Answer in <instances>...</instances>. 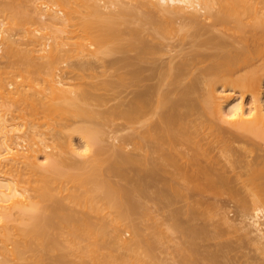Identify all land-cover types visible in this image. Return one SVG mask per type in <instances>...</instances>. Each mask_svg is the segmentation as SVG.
Segmentation results:
<instances>
[{"label":"bare ground","instance_id":"1","mask_svg":"<svg viewBox=\"0 0 264 264\" xmlns=\"http://www.w3.org/2000/svg\"><path fill=\"white\" fill-rule=\"evenodd\" d=\"M52 1L54 4L56 3L63 8H68L70 1H73L72 3L85 9V11H89L91 14H100L99 8L101 9V6L98 3L101 0ZM143 2V6H146L147 13L153 12L159 17V21L152 23L150 20L143 17V15L132 12L130 11L131 9L129 10L126 8L129 11L121 9L120 13L115 12V14L119 13V19L127 18L129 20L132 18L137 22V25L138 23H142V26L127 25L128 23L130 24L131 21L129 20L130 22H127V20H124L125 22L123 21V23H126V27H124L122 31L119 30V32L115 25L119 23L116 21L119 19L116 18L114 19L115 21H111L113 20L110 18L111 16L108 18L106 15V17L102 15L103 18L106 20L108 18L110 21H106L102 18V21L105 22L99 21L101 25L98 29L91 31L92 26L90 23H83L81 27L83 32L91 35L90 47L94 45L93 52L87 51L89 49L87 47L85 48L86 44L80 43L78 45L79 47L81 46V50L82 48L86 49V55L95 57L99 54H110L109 56H111V53L114 51L120 52L123 55L119 59L112 60L111 58L112 61H110V65L120 63L118 69H115L116 72L118 71L115 81L95 84L88 83V85L82 82L85 83L87 87L82 86L81 88L79 84V93L71 97V90L68 88L69 91H66L65 89L59 88L57 85H60L62 80L60 81L58 77L56 78L55 74L53 75V72L56 73L54 70L56 69L54 65L56 64V60L59 62V59L61 60V57H63L62 54L55 52L59 51L61 48H56L57 50L53 49L45 56V58L47 57V61H45L47 63L46 67H49L48 69L51 68L50 71L53 70L52 73L50 72V76L58 80L54 81L55 79H50L48 90L50 93H47L48 96L45 94L48 98L43 97L47 99V102L44 101V99L42 101L33 99L34 103L32 100V102H30V107L34 109V107H32L34 105L35 108L36 106L40 108L49 106L47 109L49 108L50 110V107H53L51 103L54 105V102H68L70 100L74 102L75 99L83 101L87 106L103 105V99L98 97L99 95L96 96L92 93L93 91L105 90L116 93V89H120V94L117 95L119 96L123 93V97L125 98L124 101L120 100L121 102H118L119 104H115V106L109 107L108 109L106 108L107 111H97L94 114L109 115L111 118L120 119L122 121L121 125L119 124L121 129L118 128V130L124 133L119 136V148L126 150L123 151L122 155L120 154L121 163L116 170L117 172L121 171L117 173L121 174V181L122 179L125 180L130 185V192L135 194L141 189L140 184L142 185L141 181L143 182V179L140 180V178L142 172L144 173L143 169L145 167L150 166V168L155 171L156 168L153 167L155 165L157 168L162 167V169L169 166L174 168V172L177 171V175L180 176L179 180L184 183L186 188L187 185L192 184L191 190L200 194L211 189L213 186L211 185L213 181L212 175L215 177V174L210 172L211 169V171H213V168L205 164V161H207L208 155L215 150L213 144L215 145L216 141L213 142L212 145H210L211 143L209 145L206 144L205 147L203 144L199 145L197 144L198 142L191 141L189 129L191 128L190 124L192 120H190V117L192 116L194 107L192 108L193 105L191 106V103H187L188 100L186 101L185 97L196 89L194 78L214 76V80H207L203 82V84L207 89H212L215 93L217 92L220 94V96L213 95V97L217 98L215 113L222 122L231 127L226 133L229 135V137L227 135L228 139L225 140L227 138L226 136V138H219V143L217 142L218 144L215 145L217 146L216 149L222 146V148H219L220 150L218 149L219 153L223 154L222 156L230 154L226 157H232L233 163L236 164H239L238 158L240 157V151L233 148L231 143L235 141L239 142V140L241 142V140H243L250 145V148L246 150L249 154H254L256 151L259 152V150L261 151V148H257L254 141L243 139L235 132L243 131L264 141V89L262 86V81L264 80V66L249 70L243 75H236V73L242 69H248L251 65V60L264 56V0H157V2H153V0H143ZM70 8L67 10L69 11ZM254 16L256 19L260 20L256 25H252V29L248 32V35L243 37L237 36L236 33L245 32L246 24L243 17ZM98 18L101 19L100 17ZM50 19L49 23L51 24H56L60 21V23L65 24L68 17L56 18V16L53 15ZM176 22L180 23L179 27H174ZM216 26L222 27L223 30L220 31L221 34H216L214 32L213 28ZM179 35L178 41H176L175 44L173 43V45H169L164 41L166 37H177ZM186 37L190 38V43L189 48H187L185 52L183 46L186 44L184 43V38ZM120 39L122 44L120 46L118 45L119 47L115 50L113 45L117 44V41L119 42ZM259 40L260 43L256 42ZM238 44L240 46H235ZM9 45L4 47V53L1 51L2 49L0 47V52L3 53L4 59L6 58L4 61H8L5 62L7 63L6 65L13 66L16 64L20 66V64H23V68L25 67L27 72H29V68H31L30 66H32L33 63V57L31 58L30 55H28V57L31 58L28 61L25 53H21V55L16 48L14 49L12 43ZM162 46L168 47V50L170 48V51L177 47L180 50H177V48L176 51L174 50L175 52L173 51L174 54H168V60L166 61L164 57L165 51L162 50ZM168 50L167 52H169ZM18 53L20 55H18ZM2 55L0 58H2ZM26 59L27 63H25ZM96 60H98V58ZM60 62H62V60ZM99 62H101V59ZM5 63L2 62L4 68L6 66ZM204 63H207V66L205 69H201L200 65ZM38 64L35 66H38ZM84 64L88 65L89 63ZM100 64H102V62ZM40 65L41 64H39V68ZM96 65L97 64L93 66ZM41 66L43 67V65ZM73 66L74 64L72 67ZM105 66H107V64H105ZM105 66L103 67L105 68ZM1 67L2 66H0V71L3 74L2 71L4 70ZM109 67L111 68V66ZM20 68L21 72L17 69L18 74H15L13 77L5 76V71L4 77L0 74V76H2V78L0 77V100L2 106L11 107L10 104L12 103H18L17 105L21 104L22 106V103L27 102V95L22 89H19L22 88L21 86H24L23 82L19 83L15 80L17 76L22 78L25 75L23 74L24 71L26 73V70H22V67ZM74 68L78 71L75 72ZM83 68L81 63L78 62L76 67H73V71L76 73L75 75H80ZM36 69L38 68L36 67ZM195 71H197V75H193ZM12 86L15 88L11 89ZM73 92L74 91H72V93ZM129 95L131 96L129 97ZM246 95L250 97V105L248 107H245L244 97ZM213 97L210 95L207 96V102H205V104H208ZM56 107H58V105H56ZM37 108L34 109L35 113L39 111ZM49 110L46 111L48 112ZM56 110H59V108ZM45 112H41V114ZM47 114L45 113L44 116H47ZM32 125H34V123ZM198 126L200 125L194 124L195 128ZM214 126L216 127V125ZM214 126H212L211 123L208 127L211 130H215ZM10 131L8 125H6L4 114L0 115V166L15 164L13 166L15 167L18 164H26L27 162L26 166L28 169L27 167L26 169L29 170V172L31 171V174L34 173L38 178L35 180L36 182H33L35 184H33L28 181L29 179H21L22 171L19 172V170L17 172L18 175L16 174L14 179H6L5 176L0 174V257L2 258L0 263L45 264L46 262H40L42 258L45 259V256L51 260L48 264H59L62 261H64L65 264H148V260L154 261V258L157 256L152 254L153 252H150L149 249H143L140 246V241L138 237H136L140 236L137 229L128 227V225L122 226V224H127L124 223V219L129 217L128 212L134 210V207L131 209V203H127L128 199L126 203L128 204L127 208H129L130 205V210L127 212L124 208L125 199L124 195L121 193V190L124 188L120 190L118 187H114L116 185L113 186L111 185L112 183L109 184V181L106 183L104 178L102 179V176L105 175L106 177V174H103L104 170L100 171L98 170L99 168L96 169L92 167L97 165V163L99 165L98 161H101V157L97 158V153L96 156H90L94 152L95 145L97 144V136L95 135L97 131L83 130L82 133L79 134V139H81L80 148L77 146L79 149L72 144V139H70V150L76 154L75 156H82L84 158L81 157L82 159H80V161H69L68 163L67 158L59 154L54 156L53 153H49V155L40 153V148L37 150L38 154L35 148H30L29 153H27L29 155L15 153V147L13 145L16 142L12 145L13 142L11 141L13 140H10ZM183 141L189 144V148H187L190 152L185 155L186 157L181 154L184 159L186 158L185 161L187 162V166L183 164L185 167L181 163L178 164L176 161L177 159L174 157L175 147L177 145L183 146ZM153 149H156L155 151H159L158 153L161 154H158L156 157L158 158L160 156L158 158V163L155 161L157 159H150L147 157L148 152H151ZM31 150H33L34 153ZM40 150L43 152L45 149L41 148ZM208 151H211V153L209 154ZM220 151L224 152L222 153ZM39 153L40 155L42 154V156H39ZM259 154L256 157H252V160L246 163L247 173L245 174L247 175V182L245 178L244 184L246 185L247 183L248 186H250V188L248 187L249 191L245 190L252 196L250 201L251 204L246 201V198L245 200L244 198L242 200L239 199L241 201H238L240 203L238 204L242 207L241 210L243 209V211H240L241 214L244 213V209V214H246V212L250 214H246L249 216V218H247L252 220V226H254V230L257 233L255 240L257 244L259 243V245H261L264 243V237L257 220L261 217L264 220V153L263 155ZM206 155L207 157H205ZM115 156L116 153L114 152L110 159L112 160ZM208 160L210 161L209 158ZM2 162H6L7 164ZM201 162L210 169L201 165ZM64 163L65 165L67 164L71 171L73 170V173L69 172L70 170L68 172L56 171V167L60 164L64 165ZM233 163L231 166H236L235 164L233 165ZM209 165L212 167L211 164ZM104 166L105 165H103V167ZM150 168L148 167L150 172H153ZM146 169L147 168L144 170ZM131 170H137V172L142 170L141 173L138 174V176H141L133 178L137 175H131V177L129 174L134 173H130ZM147 170L146 172L149 173V170ZM111 174L112 173H110V175ZM173 174L172 176L174 177ZM219 175V182L226 181V178L224 179L221 176L222 174ZM175 178H177L176 175ZM162 180L165 181V179ZM162 180H159L158 184L162 183ZM179 180L175 181L179 182ZM168 183L170 182L168 181ZM182 183L180 185H182ZM175 188H177V186ZM174 191L178 192L179 195L182 193L177 189ZM133 193L129 194V196L133 195ZM155 193L156 192H154V195ZM235 193L238 194V191ZM126 194L127 193H125V195ZM159 194L161 193L159 192ZM139 195L141 197L140 193ZM245 195L248 196L247 194ZM250 195L248 197H250ZM136 197L135 195V198ZM158 197L160 198V196ZM162 199H164V197ZM64 201L66 202L64 203ZM133 201L131 200L134 204L135 201ZM247 203L250 205L248 206ZM135 204L139 207L138 199ZM45 210L49 212V215L44 216V214H42ZM105 210L108 213H112L113 211L116 213L117 211L119 217L109 218L112 217V215L109 217L105 216L107 215L106 213L105 215L103 214V211L106 212ZM144 213L147 214V212ZM127 221H129V219ZM12 222L15 224L10 225L9 223ZM121 226L129 228L130 231H132L130 234L136 237L135 239L133 236L136 242L132 240L133 242L129 241L128 243L123 240V243L121 239L122 236L119 235V232H121L119 230L123 229H121ZM174 226V229H179V226L176 227V224ZM135 227H137V225ZM140 229L142 228H139V230ZM60 237L63 245L56 242L58 241L56 238ZM110 237H112L114 242L109 241L111 239ZM115 244L121 250H124L115 252L113 249L117 250V248L112 249ZM108 245L111 248L108 247ZM261 247L263 250L264 244L261 245ZM62 250V254H59ZM175 250L174 253L176 258L185 255V249L178 248ZM262 252L264 253V250ZM72 256L77 257L79 262L71 261L70 257ZM213 263L212 261H205L203 264ZM182 264L192 263L184 258Z\"/></svg>","mask_w":264,"mask_h":264},{"label":"rangeland","instance_id":"2","mask_svg":"<svg viewBox=\"0 0 264 264\" xmlns=\"http://www.w3.org/2000/svg\"><path fill=\"white\" fill-rule=\"evenodd\" d=\"M72 2L73 1H70V5L68 7L70 8L71 6L70 8L71 10L69 9L68 11L67 10L68 8H63L56 3L54 4L52 0H0V33H1L0 47L2 49L1 51L3 52V50H5L4 47H7V45L12 43L14 45L13 46L14 49L16 48L20 54L25 53L28 61L33 57V63L31 62L32 66H30L31 68H29L30 71L28 70L29 72H27L25 67L23 68L22 66L23 64L22 65L20 64V66L16 64H14L13 66L6 65L7 63L5 62L8 61L7 60L4 61L6 59V58L4 59L2 55L4 52L3 53L0 52V57L2 55V58L0 59L3 60V61L0 60L1 62L0 64H2L3 62L6 65L5 68L3 67V64L0 65L2 66L1 68H3V70L5 71V76L7 75V77H13L15 74H18V70L21 69L20 67H22V70L23 69L26 70V73L24 71L23 74L25 75L22 78L17 76L15 80L19 83L23 82L24 86H21L22 88L19 89H22L23 92L27 95V102L22 103V106L21 104L17 105L18 103L15 104L12 103L10 104L11 107L8 106L6 107L1 105V100H0V115L4 114V118L6 119V125H8V129L11 130L10 140H13L11 141L13 142L12 145L16 142L15 143L16 145L15 144L13 145L15 147V153L17 152L20 155L21 154L29 155L27 153H29L30 148L33 149L35 148L36 149L35 151H37L38 148L40 149L44 148L45 150L43 152L40 149L39 152L41 151L40 153H45L46 155H49V153L51 154L53 153L54 156H57L56 154H59L67 158V163L69 161L70 162L78 161V160L80 161V159L84 157L75 156L76 154L70 150L69 148L70 139H72V144L76 146L77 149H79L81 145V139H79L80 138L79 134L82 133L83 130H87V131L94 130L95 132L97 131L95 133L98 139V140L96 139L97 146L95 145L94 152L90 156H96L97 153V158L101 157L100 158L101 161L100 160L98 161L100 166L97 163V165L92 167L96 169L99 168L98 170L100 171L102 170L105 171V172L103 171V174H106V177L104 175L102 176V179L104 178L106 183H108L109 181V184L112 183L111 185L113 186L116 185L114 187L115 188L118 187L120 190L124 188L121 190V193L122 195H124L125 203L128 199L129 202L127 201V203L129 204L131 203V209H133L134 207V210L128 212L130 210L129 209L130 205L129 208H127L128 204L124 203V208L128 212L130 218L127 217L126 219H124V223L127 224H122V226L128 225V227L136 228L138 234H140V236H136L140 241V246L143 249L144 248L145 249L147 248V250L149 249L150 252H153L152 254H155L157 256L155 257L156 260L154 258V261L148 260L147 261L148 264H175V263L182 264L184 258L188 259V261H191L192 264H203L205 261H212L214 262L213 264H264V253L262 252L264 248L263 250L261 249L263 247V246L261 247V245H263L264 243L261 242L263 243V244L260 243L261 245H259V243L257 244V241L255 240L257 233L254 230V226H252V220L248 219L249 218L248 215L250 214L247 212L246 214L248 215L244 214L245 213V209H244V213H242L244 215L243 216L240 212L243 211V209L241 210L242 207L239 205L240 204L239 202L243 198L244 200L246 198L247 199L246 201H248V203L251 201L252 196L249 194V192L247 193L246 191V190L249 191L248 187L250 188V186H248V184L246 183L247 182V175L245 174L247 173L246 163L250 162L252 160L251 159L252 157L258 156L259 153H260L259 155H263L264 141L261 139H257L246 132L236 131L235 133L238 136L242 137L243 139L245 138L247 140L254 141L255 144L257 145V148L259 149L261 148V151L258 149L259 152L256 151L258 154L256 152H254V154L253 153L249 154V152H246V150L250 148V145L247 144L248 142H244L243 140H241L240 142L239 140V142L235 141L234 143H231L232 145L230 144L233 148L241 152V154L239 152L240 155V157L238 158L239 164L233 163L234 161H232L233 159L232 157L231 158L226 157L230 154L228 155L226 154V156H222L223 154L219 153L220 150L219 148L220 147L222 148V146H220L219 144L220 147H218L219 149L218 150L216 149L217 146L215 145L219 143L218 140L219 138L225 136L227 137L228 134L226 133L231 129V127L226 123L222 122L215 113L217 98L213 97V95L220 96V94L217 92L215 93L212 89L209 88L207 89V87L203 84V82L207 80L209 81L214 80V76H203V77L194 78L196 89L190 92L186 96L187 98L185 97V100L186 101L188 100L187 103L188 104L191 103V106L193 105L192 108L194 107L192 111V116L190 117V120H192V123L190 124L191 128L189 129L191 133L190 136L191 141H196L198 142L197 144L199 145L203 144L204 147L206 144L209 145L211 143L210 145H212L213 142L216 141V144L215 145L213 144L215 150L212 153L211 151L210 152L208 151V153L211 154L208 155V157L207 155L205 156L207 157V161L203 160L205 161V164H208L210 168H213V171H211L212 169L210 170L212 174H215V177H213V175L211 174L213 180L211 182L212 183L211 185L213 186L211 189L202 192L200 194L195 192L194 190H191L192 184L187 185L186 188V186H184V183H182V181L179 180L180 176L177 175L178 174L176 173L177 171L174 172L175 171L174 168L169 166H166V168L164 167V169H162V167L157 168V166L155 165L153 166L156 168V169L154 168L155 171L151 169L150 166L145 167L147 169L149 167L151 171L153 170V172H150V170L148 169L149 173H147L146 172L147 169L146 170H144L145 168L143 169L145 174L142 172L141 174L142 176L139 175L141 176L140 180L143 179V182L141 181L143 186L139 183L141 189L139 192H136L135 194L133 192H130L131 191L129 190L130 185L125 180L122 179L121 181L122 178L121 174H117L120 173L121 171L117 172L116 170L118 169L119 164L121 163V155L123 154V151L126 150V149L122 150L121 148H119V143H120L119 136H121V134L124 133L121 130H118V128H120L119 124L121 125L122 121L120 119L111 118L109 117V115H105V114L102 115L94 114L97 111L98 112L107 111L106 108L108 109L109 107L115 106V104L117 105L121 101H124L125 98L123 97V93L119 96L117 95L120 94V89H116V93L105 90H96V92L93 91L92 93H94L96 96L99 95L98 97L103 99L104 102L103 105L87 106L83 101H80L79 99H75L76 101L74 100V102H72L73 100H70L68 102L59 101V103L56 101L57 103L54 102V105L53 103H51L53 109L50 107V110L49 108L47 109V107L49 106H45L44 108L43 107L40 108L36 106V108L38 107L37 109H39V111L35 110L36 113L34 112V109H36L35 105L32 106L34 107V109L30 107V102H32L33 99L38 101L39 100L42 101L44 99V101L47 102V99L45 98H48L47 96L50 93L48 92L49 81L50 79H55V77L53 76L54 78H52L50 76L51 75L50 72L52 73L53 70L50 71L51 68L48 69L49 67H46L47 57L45 58V56H47L50 51L56 48L57 49L61 48L59 51H55V50L54 51L62 54L63 57H61L62 62H60L61 61L60 59L59 62H57L56 60V64L57 63L58 64L57 65L54 64L56 66V69H54L56 73L53 72V75L55 74L56 78L58 77L60 81L62 80V82H60L62 85L61 84L57 85L59 88L65 89L66 91L68 90V88L69 90H71L70 93L71 97L75 96L76 93L77 94L79 93L80 85L82 88V86L87 87L88 83L90 84L101 83V82L106 83L109 81L116 80V74L118 73V71L116 72V70L120 66V63H115V65L114 64L110 65L111 64L110 61H112L113 59H119L123 55L120 52H116V51L111 53V56H109L110 54L109 55L99 54L98 56L96 55L97 57L86 55L87 51L93 52L92 50L94 45L93 47H90L89 44L91 43L90 40L91 35L86 34L85 32L82 31L81 27L83 23H90L92 26L91 31H94L98 29L99 26L101 25L100 22L102 21L103 18L102 15L104 16L106 15L108 18L111 16L110 18L113 19L111 21H115L114 19L116 18L119 19L120 16L119 13L121 12L120 10L121 9L124 10L126 8L129 10L131 9L130 11L132 12H137L140 15H143V17L147 18L152 23L159 21V17L153 12L147 13L146 6H143L144 5L143 0H101L99 3L97 2L101 6V9L99 8L100 6L98 7L100 11L99 15L91 14L89 11L87 10L85 11V9L78 7ZM153 2H157V0H153ZM115 12L116 13L119 12V13L115 14ZM12 14L15 15L13 16ZM53 15H55L56 18H64L65 16H67L68 20L66 21L65 24L60 23L61 21L56 24L55 23L51 24L49 23V19ZM98 17H100L101 19H99ZM14 18H16L18 21ZM108 18L107 20L105 18L103 19L106 21H110L108 20ZM121 19L116 20L120 23V25L119 23L115 24L116 29L118 28L117 29L118 31L119 30L122 31L124 30V27H126V23H123L124 20L125 21L127 20V22L131 21L133 23L132 24L130 22V24L128 23L127 25L142 26V23H138L137 25V22L134 21V19L132 18L129 19L130 21L127 18L126 19L121 18ZM243 20L245 21L246 24L245 32L236 33V35L240 37L247 36L248 32H250L252 29V25H256L260 19H256L254 16V17H243ZM179 26H180L179 22H176L174 24V27H179ZM213 30L216 34H221L220 31L223 29L221 26H216L213 28ZM178 37H180V35L177 37L169 36L166 37L164 41L169 45L170 44L173 45V43L175 44L176 41H178ZM184 40H185L184 43L186 44L185 46H183V49L186 52L187 48H189L190 38L186 37L184 38ZM119 42L117 41V44L113 45L114 46L113 48H115V50L122 44L121 39L119 40ZM256 42L260 43V40ZM80 43L86 44L85 48L87 47L89 50L86 51V49L83 48L81 50V46L80 47L78 46ZM235 46H240V45L238 44ZM161 48L162 50L165 51L163 52L165 53L164 57L166 58L167 61L168 60L167 55L174 54V52L178 47L174 49L175 51L174 50L170 51L171 50L170 48L168 50V47H164V46H162ZM166 48L169 52H167ZM177 50L180 49L178 48ZM60 51L61 52L64 51V52L61 53ZM19 53L18 55H20ZM28 55H30L31 58H29ZM97 58L99 61L101 59L103 65L100 64L101 62L96 60ZM27 59L25 60V63H27ZM21 60L23 59L21 58ZM78 62L81 63L82 68L83 67L85 68H83L81 71L83 74L79 72L82 75L80 74L77 76L75 75L76 74L75 72L78 70H75L74 68L75 70L74 72L73 67L74 66L76 67ZM38 63L43 65V67L40 65L39 68ZM84 63L86 64L89 63V64L85 65ZM250 63L251 65L248 69H242L238 71L236 75H243L249 70L263 67L264 56L261 58H255L254 60H251ZM37 64L38 66H35ZM73 64L74 66L72 67ZM95 64L97 65L93 66ZM105 64H107V66H105ZM108 65L111 66V68ZM103 66H105V68ZM206 66L207 63H204L200 65V68L205 69ZM36 67L38 69H36ZM4 71H2L3 74L0 71V74L2 76L4 75ZM19 72H21V70ZM196 73L197 71L193 72V75H197ZM2 76L0 77L2 78ZM80 78H82L83 80ZM57 80L55 79L54 81ZM82 82H85L87 85ZM263 84H264V80L262 81V86L264 89ZM14 88L15 87L12 86L11 89ZM72 91L74 92L72 93ZM209 95L212 96L213 98L208 104L207 103L205 104V102H207L206 101L207 96ZM130 96L131 95H129V97ZM244 101L246 105L245 107H248L250 105V97L246 95L244 97ZM55 104L58 105V107H56ZM55 108L56 109L59 108V110H56ZM45 109L49 110L48 112L50 111L51 112L48 113ZM40 111L42 113L46 111L45 113L46 114L48 113L47 116H44L45 113L41 114ZM33 123L34 125H32ZM211 123L212 126L216 125V127L214 126L215 130H211L208 127L209 124ZM194 124H199L201 128L200 126L195 128ZM228 137L224 139L227 140ZM187 147L189 148V144L186 141H183V146L177 145L175 147L174 157L177 159L176 161L178 162V164L181 163L182 165L183 164L185 165L187 163L185 161L186 158L184 159V157H186L185 155L190 153ZM153 150H151V152L147 151L148 152L147 157L150 159L153 158L157 159L155 161L156 163H158V158L160 156L158 158L156 157L158 156L159 151L156 152L155 151L156 149L154 151ZM31 151L33 152V150ZM114 152L116 153V156L111 160L110 158L112 157ZM40 153L39 156H42V154L40 155ZM179 154L180 155L183 154L184 157L182 155L180 156ZM178 155L182 158H180ZM208 158L210 159V161L208 160ZM2 163H6V162H2ZM39 163L41 164L42 162ZM232 163L233 165L234 164L236 165L233 166L234 168L231 166ZM26 164L21 163L16 165L15 167H13L15 164L14 165L11 164L12 166L10 164H9L10 166L8 164L7 166L1 165L0 174L2 176H5L6 179L9 178L14 179L19 170V172L22 171L21 172L22 178L20 177L21 179L24 180L29 179L28 181L33 183L35 180H37L38 177L34 175V173H32L33 174V178H32L31 171L29 172V170H27L28 167L26 166ZM205 164L201 162V165L205 166ZM209 164H211L212 167ZM60 165L56 167V171L68 172L70 170L69 172L73 173L72 172L73 170L71 171V169H69L67 164L65 165L64 163L65 166L64 165L60 166ZM103 165L105 166L103 167ZM208 166L206 165L205 167ZM141 171L137 172V170L135 171L131 170L130 173L131 172L134 173L129 175L130 176L137 175L136 177H133V178H137L139 177L138 174H140ZM109 172L112 173L113 176L112 174L110 175ZM171 172L172 174L174 173L173 174L174 177L172 176ZM219 174H222L221 176L224 179L226 178L225 179L226 181L219 182L220 181V180L218 181ZM175 175L177 178H175ZM171 176L175 179H173ZM245 178H246V182H245L246 185L244 184ZM162 179H165L167 183ZM159 180H162L161 182L163 184L162 183L158 184ZM167 180L170 183H168ZM175 180H179L180 183ZM181 183L183 187L182 185H180ZM176 186L177 188H175ZM175 189L179 190L182 193L179 192L180 193L179 195L178 192L174 191ZM158 191L161 194H159ZM237 191L238 194L235 193ZM154 192H156L155 195ZM125 193L127 194L125 195ZM132 193L134 196L133 195L129 196V194ZM139 193L141 194V197ZM245 194H247L248 196L250 195V197L246 196ZM135 195L137 196L136 198L138 199L139 207L135 204V202L137 203V199L135 198ZM157 195L160 196V198ZM161 197L162 198L164 197V199H162ZM130 198L132 201L133 200L135 201L136 199L135 202L133 201L134 204L131 202ZM65 202L66 201H64V203ZM250 204H248V206ZM141 206L143 209L141 208ZM114 212L115 211H113L112 213H108L107 211L106 212L103 211V214L105 215L106 213L107 215L105 216L108 217L112 215V217L109 218H113L117 216L119 217L118 212L117 211L116 213ZM144 212H147V214H145ZM142 213H144L145 215ZM42 214H44V216H47L49 215V212L48 211L46 212L45 210L43 211ZM128 219L129 221H127ZM263 221L264 220L261 217L257 220V223L259 224V228L261 229V233L263 234L264 237ZM9 224L14 225L15 223L12 222ZM175 224L176 227L179 226L178 227L179 229H174ZM136 225L137 227H135ZM122 226L121 229L122 228L123 229L119 230L121 231L119 232V235L122 236L121 238L122 241L124 240L129 243V241L131 242L132 240H134L133 238L134 235L130 234L132 231H130L129 228H125ZM139 228L142 229L139 230ZM176 230L179 231L177 232ZM110 238L111 239L109 241L114 242L112 237ZM56 239L58 240L56 241L57 243L59 242L60 244H62L60 240L61 237ZM134 241L136 242V240ZM108 247L110 246L108 245ZM113 248H117V250ZM178 248L185 249V255L183 256L184 258L179 256L176 258L174 252L176 251L175 249ZM112 249L115 250V252L118 250L120 251L124 250V249L121 250L119 247L116 246V244L115 246L113 245ZM61 252H63V250L60 251L59 254H62ZM70 259L71 261L79 262V259L77 257L72 256L70 257ZM1 260L2 258L0 257V262ZM40 262H44V263L46 262L48 264L51 262V260H49L48 257L45 256V259L42 258V261ZM0 264H4V263H0ZM59 264H65V262L62 261Z\"/></svg>","mask_w":264,"mask_h":264}]
</instances>
